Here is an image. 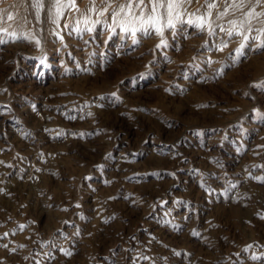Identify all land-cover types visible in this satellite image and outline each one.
<instances>
[{"label": "rangeland", "instance_id": "rangeland-1", "mask_svg": "<svg viewBox=\"0 0 264 264\" xmlns=\"http://www.w3.org/2000/svg\"><path fill=\"white\" fill-rule=\"evenodd\" d=\"M0 9L41 39L0 44V264H264V49L187 25L61 43Z\"/></svg>", "mask_w": 264, "mask_h": 264}, {"label": "snow or ice", "instance_id": "snow-or-ice-1", "mask_svg": "<svg viewBox=\"0 0 264 264\" xmlns=\"http://www.w3.org/2000/svg\"><path fill=\"white\" fill-rule=\"evenodd\" d=\"M23 3L28 8L34 9V27L43 31L41 25L46 23L54 25L55 27L50 30V35L55 36L61 43L64 41L62 33L66 32L70 36L73 33L76 35L84 32L94 33L97 30L96 26L102 25L106 26L110 33L119 28L125 35L131 36L134 44L139 42L138 34L150 37L154 32L155 35L161 37L160 43L157 44V48H159L162 45L167 46L164 39L165 28L172 30V33L175 34V30L187 25L196 31L207 32L210 37H219L220 33L228 37V40L220 37V42L215 45L218 51L227 48L229 40L233 36L240 37V44L236 51L241 55L251 45H254L256 49H264V39H261L264 37V0H204V3L192 13L188 12V8L193 3L200 4V0H89L85 10L79 8L77 0H23ZM149 6L151 7L149 8ZM160 8L165 9V13H159L158 9ZM201 8H203V12H201ZM137 9L140 10L139 14H137ZM145 9H149L147 14ZM73 11L79 14L78 18L70 15ZM4 12L5 10L0 9V44L6 42L3 36L7 34L14 41L21 39L28 42L34 41L37 47L41 46V39L36 38L31 32L20 36L14 32L9 33L8 29L2 25L6 21L16 20L19 14L8 13L5 17ZM93 15L96 17L95 20L92 19ZM186 15L195 16V19H185ZM165 17L166 19H164ZM19 19L25 24L31 22L27 16ZM162 19H164V23L161 25ZM61 21H64L63 27H61ZM221 21L223 23H220ZM137 24L139 27L136 26ZM115 95L112 93L113 97ZM254 178L264 182V177ZM20 227L23 228L24 225ZM76 235H79V231ZM3 247L7 248L8 245L5 244ZM251 247L252 245H248V248ZM60 250L66 256L73 254L66 249ZM46 255H50V253H46ZM176 255H180V253L177 252ZM143 259L147 260L149 257L144 256ZM252 259L256 260L259 257L253 255Z\"/></svg>", "mask_w": 264, "mask_h": 264}]
</instances>
